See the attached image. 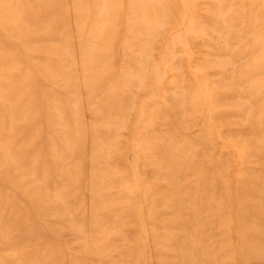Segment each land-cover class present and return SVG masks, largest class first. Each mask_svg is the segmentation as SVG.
I'll return each instance as SVG.
<instances>
[{"label":"rangeland","instance_id":"1","mask_svg":"<svg viewBox=\"0 0 264 264\" xmlns=\"http://www.w3.org/2000/svg\"><path fill=\"white\" fill-rule=\"evenodd\" d=\"M0 264H264V0H0Z\"/></svg>","mask_w":264,"mask_h":264}]
</instances>
